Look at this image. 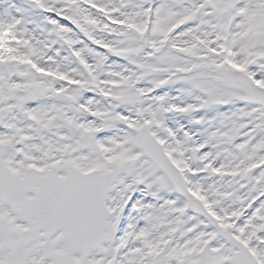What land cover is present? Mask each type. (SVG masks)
Returning <instances> with one entry per match:
<instances>
[{
    "label": "snow or ice",
    "instance_id": "6c2138e0",
    "mask_svg": "<svg viewBox=\"0 0 264 264\" xmlns=\"http://www.w3.org/2000/svg\"><path fill=\"white\" fill-rule=\"evenodd\" d=\"M0 264H264V0H0Z\"/></svg>",
    "mask_w": 264,
    "mask_h": 264
}]
</instances>
